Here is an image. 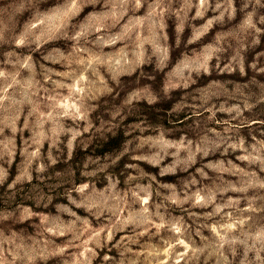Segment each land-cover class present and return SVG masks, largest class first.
Listing matches in <instances>:
<instances>
[{
  "label": "clouds",
  "instance_id": "obj_1",
  "mask_svg": "<svg viewBox=\"0 0 264 264\" xmlns=\"http://www.w3.org/2000/svg\"><path fill=\"white\" fill-rule=\"evenodd\" d=\"M195 9L194 15H190ZM174 18V19H173ZM196 23H202V27L196 28ZM177 25V43L173 47L169 43L168 34L165 29L170 24ZM193 29L189 36L185 33V40L188 45H193L196 49L203 51L193 52L191 47L180 41V33H184L185 25ZM207 39L201 37L209 34ZM71 33V35H69ZM264 34V0H0V54L3 60L0 61V161L4 156H8L5 167L0 163V186L11 179L13 173L10 172L11 165L17 151L23 160L19 169V174L7 185L12 191L13 197L20 191L39 184H47L52 187L51 182L59 179V174L49 170V164L39 160L36 152H30L29 143L24 140L23 145L17 149L16 133H23L25 129H32L33 143L42 145L44 139L50 138L44 131V124L52 122L53 144L58 145L59 133L67 132L70 136L67 140L68 159L71 160L72 153L76 146L77 138L83 132L89 131L92 127L89 120V108L85 104V99L89 98L85 87L86 78L82 73L95 67L92 61L80 60L81 50L92 53V44L99 46L103 42L108 44H122L131 54V59L121 57L120 63L128 67V71H133L135 67L147 65L148 68H141L144 81L155 82L158 75L167 73L166 83L163 88L155 93L147 95L149 105L171 103L176 97H180L179 105L172 108L168 113L170 117L175 116L180 120L182 114L199 112L201 116L205 112L209 113V120H214L217 113H225L230 120L238 123L229 129L233 135L223 136L208 128L206 121H199L195 126H186V129L168 130L163 132L157 129L159 137L154 143L149 145L152 152L151 157L146 155H133L132 160L144 161L154 167L165 165L161 175L178 172H188L197 164V157L208 159L213 153L221 152L228 155V149L233 153L241 150L244 154L236 158L246 162L248 166H254L256 171L246 173L247 179L242 180L240 187L235 185H223V178H213L204 170L205 166L196 169L200 179L192 176L185 188L191 185H199L203 181H209L215 186V191L208 187H199L192 194L184 193L180 199L174 186L173 195L169 197L173 204L182 206L194 201V205H207L215 202L217 193L229 191L242 193L236 199H230V206L247 201L245 211L250 213L246 218L237 217L234 213H228L230 222L223 226L221 231L213 229L215 239L204 237L203 247H193L185 245V251L176 260L185 259V264L190 261L199 260L205 252L209 256L219 257L216 264H229L226 251L233 256L236 255L237 247L243 248V259L239 264H264V178L258 173H264V141H256L247 147L246 140L240 134V128L250 126L251 123H261L264 121H249L245 113H251L253 109L264 105V86L260 87L258 94L251 91H240L239 95L232 97V101H226L217 96L214 90L219 85L213 73L227 72L235 73L237 70L241 76H245V66L242 57L239 56L241 50H247L249 39L251 45L259 44V37ZM229 38L237 44V56L233 57L223 70L219 69V62L224 55L232 48ZM48 40L63 42L64 40L74 41L73 52L68 54L67 75L79 84L78 91L81 96L76 97L78 103L74 111L66 112L64 105L60 102L59 89L73 88L74 85L60 83L47 76L50 88L45 87L41 80L37 79L36 62L29 56L21 58L17 51L29 49L39 51L41 45ZM199 40V44L195 41ZM212 41V43H209ZM75 57V58H73ZM215 61V65L213 64ZM95 65L107 64L106 59L94 56ZM12 65L15 71H8L7 66ZM76 66V67H74ZM256 67L255 64L252 65ZM27 69L28 75L22 77L21 71ZM264 72V69H260ZM162 78H164L162 76ZM87 83H91L88 81ZM204 85L212 87L205 88ZM122 88L125 85H120ZM43 93V96H41ZM119 95V93H118ZM75 97V92H73ZM133 98H140V93H132ZM118 102V101H117ZM127 104V101L125 102ZM264 111V109H262ZM23 128L18 127L23 115ZM70 117L77 123L75 128H64L60 125L61 118ZM34 118V122L33 121ZM83 121V129L79 127V122ZM203 125V127L201 126ZM10 129L12 135H6V130ZM38 130V131H37ZM170 131H175L172 139L165 138ZM191 133V135H190ZM209 133L212 135L210 136ZM178 141V143H177ZM182 149L180 151H166V149ZM171 157L168 161L166 158ZM56 159L51 161L57 163ZM115 163V161H113ZM231 166L232 161H227ZM134 163L125 165L126 169H135ZM208 169L213 172L229 171L230 167H225V161L219 163H208ZM135 177L129 176V180ZM220 181L221 183H217ZM120 180L111 172H105L95 185L73 184L66 190V199L69 204L77 206L90 215L97 217L110 213L113 220L110 221L108 230L114 234L117 231L130 230L133 235L126 237L127 243H137V238L150 232L152 227L158 230L164 227L165 218L161 213V205L152 206L151 185L137 183L133 186L129 183L127 189L122 193ZM249 189L255 190L254 194L248 195ZM127 208L131 209L125 212ZM138 205V207H135ZM19 207H23L20 205ZM68 215L57 220H46L39 225V236L46 239L34 238L29 234V226L25 223L17 224L22 219L17 213H0V264H91V255H94L89 244L100 245L101 230H91L88 239L82 241V247L89 256L83 253H72L66 256V248H55L51 245L54 236L71 234L73 241L80 239L81 234L87 229L84 227L91 221L82 219L83 212L77 214L67 205L63 208ZM223 207L216 205L215 212L210 215L222 213ZM38 215V213H33ZM189 215L196 216L197 213L189 211ZM160 223H156V220ZM7 223H4V222ZM169 228L175 224H181V228H175L177 233L188 234L191 232L189 226L180 220H169ZM18 228V231L13 228ZM201 227H205L202 225ZM6 233H8L6 235ZM111 239V236L108 237ZM183 243V241H181ZM126 251L131 248L126 247ZM191 253V254H189ZM249 253H253L249 259ZM158 253L153 249L148 252V257H155ZM58 258V259H53ZM105 257V260H109ZM139 257L130 258L127 264H138ZM119 264H125L122 259ZM151 264V260H149ZM165 264V262H161ZM207 264V258L205 260Z\"/></svg>",
  "mask_w": 264,
  "mask_h": 264
},
{
  "label": "rangeland",
  "instance_id": "obj_2",
  "mask_svg": "<svg viewBox=\"0 0 264 264\" xmlns=\"http://www.w3.org/2000/svg\"><path fill=\"white\" fill-rule=\"evenodd\" d=\"M194 13L195 9H193L190 15H194ZM193 24H195L196 28L202 27V23L193 21ZM165 32L168 34L169 43L175 47L177 43V25L175 23L170 24L165 29ZM185 33L189 36L193 33V29L189 28L187 24L185 25L184 33H180L179 35L180 41L186 46L191 47L193 52H202V48L196 49L193 45L187 44L184 38ZM210 34H212V30H210L209 34L201 37V39H207ZM259 41L258 45L252 46L249 39L246 42L248 44L247 50L239 52V56L242 57L245 66V76H241L238 70L231 74L223 71L213 73L214 78L220 82L214 88L218 97L229 102H234L231 98L239 95L240 91L259 93L260 87L264 86V72L260 71V69H264V34L260 35ZM199 42V40L195 41L196 44H199ZM209 43H212V41H209ZM229 43L232 44V48L229 49L219 62V69L221 70L232 62L233 57L237 56L236 42L229 38ZM73 44L74 41L71 40H64L62 43L56 40H48L41 45L39 51H30L27 48L17 50L22 59L31 56L32 60L36 62L37 79L41 80L45 87H51L45 74L51 76L52 80L74 85L71 89L61 88L58 90L60 97H62L60 102L64 105L63 110L66 112L74 111L75 105L78 103L76 97L82 95L78 91L79 84L67 75H62L69 71L68 60L65 58L68 57L70 52H73ZM81 53L80 60L92 61L95 67V74H93L92 68L82 73L86 78L85 87L89 96V98L85 99V104L89 108L91 129L83 132L77 138L71 160L68 159L67 149V140L70 133L60 132V142L57 146L53 147V133L51 131L53 125L51 121L44 124V131L50 138L44 139L42 145L33 143L32 129H25L22 135L19 132L16 133L17 149L23 145L24 140H27L29 143L28 150L38 153L39 160L49 164V170L59 174V179L51 182L52 187L43 183L36 187L28 185L27 188L18 192L13 197V193L8 189L7 185L12 182V179H15V175L19 174V169L23 164L20 153L17 151L10 168V172L13 175L5 185L0 186V213L15 211L22 218L17 221V224H27L29 226V234L32 237L46 239L47 237L39 236L38 226L42 225L46 220H57L67 216L68 213L63 211L65 205L72 211H76L78 215L83 212L77 206L69 204L66 199V190L70 189L73 184L95 185L104 176L105 172H111L119 178L122 186L120 191L122 193L127 189L129 183L133 186L137 183L142 185L150 184L152 189V206L161 205L160 210L165 218V223L164 227L159 230L154 226L150 229L149 233L139 236L137 243L130 244L125 240L126 237L133 235L130 230L117 231L114 234L108 230L110 221L114 219L110 213L97 217L83 212L82 219L87 218L91 222L84 226L87 230L81 234L78 240L73 241L71 234L52 237V247L66 248V256L70 257L72 253H83L84 256H89L90 254L85 252L79 245L82 241L88 239L91 230H101L102 239L100 245L97 246L92 243L88 245L94 253V255H91V264H119L122 259L127 264L128 259L136 258L137 256L139 257L138 264H149V260H151V264H161V262L176 264V260L180 254L185 251V245L203 247L205 243L204 237H208L211 240L215 239L213 229L219 230L223 234V226L230 222L228 213H234L240 218H246L250 215V213L245 211L247 208V201L245 200H241L237 205L230 206V199H236L243 195L242 193L232 191L217 193L215 202L207 205L193 206L194 201H189L180 206L173 204L169 199L173 195L172 186H174L176 193L179 194L180 199H183L185 191H187L188 195H192L199 187H208L215 191V186L211 182L203 180L199 185H191L185 188V185L192 176L200 179L196 169L201 166H205L204 170L209 176L213 178L222 177L224 186L235 185L236 187H240L242 180L248 178L245 174L256 171L254 166H248L246 162H242L236 158L244 154L241 150L233 153L232 149H228V155L225 156L221 154L223 151L221 149V152L213 153L208 159L197 157V164L189 169L188 172H178L175 175H161L165 166L163 164L154 167L144 161L131 159V156L141 154L151 157L152 152L149 145L159 138L157 136V129L161 132L165 129H186V126H195V123L203 120L207 122L208 128L215 129L220 135L228 136L233 135V133L229 132V129L236 125L238 121L230 120L225 113H217L214 120H209V113L207 112L203 116L199 112H186V114H182L181 119L178 121L174 115L170 117L168 114L173 107L179 105L180 97L176 93H173L176 99L171 103L149 105L146 98L147 95L155 94L163 88L166 83L167 73L158 75L155 82L151 80L145 82L141 68L147 69V65L135 67L130 72L127 66L120 63L121 57L132 58L129 51L122 44H108L105 41L97 46L93 43V55L83 50H81ZM94 56L106 59L107 64L95 65ZM2 60L3 56L0 54V61ZM215 63L213 61L214 65ZM253 64L256 65L255 68L252 67ZM7 70L10 72L15 71L12 65H8ZM27 75V69L21 71L22 77ZM88 81H91V83H87ZM2 85L3 81H0V86ZM120 85H125V87L122 88ZM204 87L212 86L204 85ZM73 92H75V97L73 96ZM132 93H140L141 96L140 98H133ZM41 96H43V93H41ZM126 101L127 104L125 103ZM262 109H264V105L253 109L251 113L246 112L245 117L249 121H264V111ZM26 118V114L21 117L18 127L23 128ZM32 122H34V118ZM60 125L64 128L77 127V123L70 117L61 118ZM84 126L85 123L80 121L79 127L83 129ZM201 126L203 127V125ZM5 134L12 135L11 130L7 129ZM240 134L245 137L246 147L256 143L253 137H256V140L264 141V124L251 123L250 126L241 127ZM174 135L175 131H170L165 138L172 139ZM209 135L211 136L212 134L209 133ZM2 139L4 137H0V140ZM177 150L180 151L181 155H184L182 149H166L169 152ZM53 159H56L58 162L52 164L51 161ZM166 159L170 161L171 157H167ZM7 160L8 156L5 155L4 160L0 161V163L8 167ZM221 160L225 161V167H230L229 171L213 172L206 167L208 163H219ZM229 160L232 161L231 166L227 164ZM129 163H134L137 167L135 169H126L125 165ZM257 175L264 178V173L257 172ZM129 176L135 177V179L129 180ZM217 183L221 182L218 181ZM254 192L255 190L249 189L248 195H252ZM130 203V200L127 201L125 208L122 209L125 215L128 210H131L127 208V204ZM217 204L223 207V212L210 215L215 212ZM20 205H23V207H19ZM135 207H138V205ZM189 211L197 213V215L191 216L189 215ZM33 213H38V215H33ZM260 215L264 216V213ZM181 218L182 223L189 226V231L191 232L190 239L187 233L181 235L175 231V228L179 227L181 228V232H183L181 224H175L172 228L168 226L167 222L169 220H180ZM4 223L7 222L5 221ZM156 223H160V221L157 219ZM202 225L205 227H201ZM13 230L18 231V228L14 227ZM109 236H111V239L108 238ZM126 247L131 248V251H126ZM153 249H155L158 255L148 257V252ZM225 254L228 255L229 264H239V261L243 259V248L237 247L235 256L228 251ZM261 255H264V253H261ZM106 256L110 258L107 261L105 260ZM252 256L253 253H249V259ZM206 258L207 264H216L217 259H219L218 256H209L205 252L200 256L198 261L193 260L189 264H205ZM185 259H180L179 264H185ZM49 264H52L51 260Z\"/></svg>",
  "mask_w": 264,
  "mask_h": 264
}]
</instances>
